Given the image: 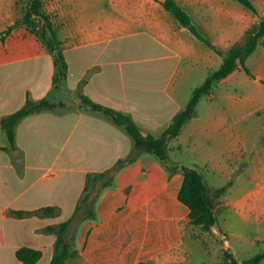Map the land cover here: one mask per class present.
<instances>
[{"label": "crops", "instance_id": "1", "mask_svg": "<svg viewBox=\"0 0 264 264\" xmlns=\"http://www.w3.org/2000/svg\"><path fill=\"white\" fill-rule=\"evenodd\" d=\"M163 1L41 0L67 66L65 76L54 83L53 54L21 20L29 3L0 0V117L27 98L55 104L18 122L14 147L7 138L0 142V264H23L15 255L21 246L41 251L34 264H48L56 235L45 228L72 216L86 173L104 171L132 153L133 140L110 116L82 104L79 94L128 114L142 131L158 136L186 106L193 89L220 67L222 57L182 26ZM175 1L222 51L243 40L264 16V0H249L254 10L238 0ZM116 52L132 56L122 60ZM217 81L229 84L225 97L235 111L213 104L211 112L200 115L197 103L196 115L176 137L193 118L198 134L212 138L213 144L238 137L234 145L225 142L240 159L225 158V165L216 156L204 161L218 169L235 164L248 169L250 179L263 181L264 35L243 66ZM170 141L168 161L177 169L170 174L149 152L121 167L97 199L96 217L69 227L74 254L64 264H189L188 239L194 240V249H205L198 232H188L194 224L177 196L183 164L170 156ZM75 173L81 174L79 192L71 178ZM51 177L54 188L46 185ZM220 205L221 195L216 211ZM46 206L57 212L35 213ZM17 210L29 213L16 217ZM212 232L219 233L216 223Z\"/></svg>", "mask_w": 264, "mask_h": 264}, {"label": "trees", "instance_id": "2", "mask_svg": "<svg viewBox=\"0 0 264 264\" xmlns=\"http://www.w3.org/2000/svg\"><path fill=\"white\" fill-rule=\"evenodd\" d=\"M250 9L254 10L249 0H238ZM164 7L178 20V22L187 27L199 40L213 49L222 57V63L218 69L210 73L202 84L196 86L186 104V106L176 112L169 125L159 134L154 136L150 133L143 135L142 129L126 113L112 107L94 102L88 96L79 94L82 104L93 111H101L112 118V120L122 127L133 139L134 146L132 153L126 158H120L116 163L101 172H87L85 183L77 205L72 216L59 224L46 226L45 230L53 232L56 235L53 255L48 264H64V261L74 254L72 249V237L67 236L69 227L78 224L84 219H94L96 217L95 204L102 190L110 186L113 182L116 172L133 161L139 154L149 152L154 154L158 159L164 162L172 174L177 166L168 161V142L176 137L183 125L196 115L195 107L200 98L208 94L214 81L226 77L235 70L239 65L243 66L245 58L251 54L257 46L260 38L264 35V16L255 26L249 28L243 40L234 44L227 51L217 49L197 28L192 24L187 11L180 6L175 0H164ZM35 17L37 20H35ZM22 22L30 30L38 35L46 44L49 51L53 54L54 62L57 66L56 73L53 76V82L56 83L66 74V63L62 52L58 48L59 42L56 40L55 32L47 14L42 11L41 0H29V5L22 13ZM38 21V22H37ZM38 23L41 29L38 30ZM13 26L8 27L5 33H8ZM248 72L247 69H245ZM55 104L46 98L30 99L27 98L24 104L17 110L0 117V128L5 132L10 147L15 145V128L18 122L25 116L42 110H52ZM183 181L178 191V199L188 208L190 223L198 225L205 231H212L216 222V204L218 198L225 191L226 186L209 189L203 181L201 173L194 167L182 165ZM84 209V214L80 216L79 222H75L78 213ZM57 210L52 206H46L36 211L40 215H54ZM16 217H22L25 212L17 210L14 212ZM41 251L27 246L19 247L16 252V258L23 264H34L41 257ZM262 254H257L242 264H257ZM139 264H149L140 262ZM225 264H238L231 255L228 254Z\"/></svg>", "mask_w": 264, "mask_h": 264}, {"label": "rangeland", "instance_id": "3", "mask_svg": "<svg viewBox=\"0 0 264 264\" xmlns=\"http://www.w3.org/2000/svg\"><path fill=\"white\" fill-rule=\"evenodd\" d=\"M22 1L24 2V0ZM26 1L29 3V0ZM47 1L44 0V2ZM33 18L36 20L35 17ZM39 24L38 30L41 29ZM115 55L119 59L127 60L131 58L132 53L116 52ZM229 91H231L229 84L214 81L209 94L210 98L208 95H203L198 102L196 109L199 114L207 115L211 112L213 104L220 105L223 110L233 113L235 110L230 106L232 100L225 97ZM190 94L191 92L188 95L190 96ZM187 100L188 98L184 104L187 103ZM237 112H239V107ZM122 130L132 139L123 128ZM237 139L238 137L232 135L228 138H221L220 145L218 143L213 144L212 138L198 134L196 118H193L186 124L181 134L169 143L170 146H174L171 153L169 152L173 160L185 166L196 167L203 175L205 184L211 188L226 186L225 191L221 194V205L216 211L215 223L219 233L217 232L215 235L212 231H205L200 226L195 225L188 231L198 232L197 236L205 248L194 249V240L188 239L186 245L190 248L189 264H225L228 254L239 262L262 254L259 264H264V180L255 182L250 179L248 169L236 167L235 164H232L230 169L223 167L218 169L211 167L204 161L207 156H216L217 161L220 160V164L225 165L223 162L225 158L240 159L241 155L228 152L229 145L225 142L230 140L234 145ZM2 141L6 142V135L0 130V142ZM71 178L75 180L79 192L82 181L81 174H72ZM55 181L51 177L46 181V185L54 188ZM18 189L17 186L16 190ZM83 210L81 209L78 213L75 222H79L80 216L84 214ZM220 234L227 237L230 247H225ZM70 260H73L72 257L68 258V263ZM45 261L42 260L38 264H44Z\"/></svg>", "mask_w": 264, "mask_h": 264}, {"label": "built area", "instance_id": "4", "mask_svg": "<svg viewBox=\"0 0 264 264\" xmlns=\"http://www.w3.org/2000/svg\"><path fill=\"white\" fill-rule=\"evenodd\" d=\"M220 237L222 238L225 247H226V248H227V247H230V246H229V243H228V240H227V237H226L224 234H220Z\"/></svg>", "mask_w": 264, "mask_h": 264}, {"label": "water", "instance_id": "5", "mask_svg": "<svg viewBox=\"0 0 264 264\" xmlns=\"http://www.w3.org/2000/svg\"><path fill=\"white\" fill-rule=\"evenodd\" d=\"M141 133H142L143 135H146V132H145V131H141Z\"/></svg>", "mask_w": 264, "mask_h": 264}]
</instances>
